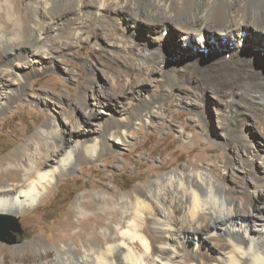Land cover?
<instances>
[{
	"label": "bare ground",
	"instance_id": "6f19581e",
	"mask_svg": "<svg viewBox=\"0 0 264 264\" xmlns=\"http://www.w3.org/2000/svg\"><path fill=\"white\" fill-rule=\"evenodd\" d=\"M1 10L10 28L0 25V114L23 93L30 75L76 42L99 45L121 69L106 71L103 100L93 93L100 110L87 103L88 89H81L63 124L47 120L36 144L20 146L15 168L0 171V178L6 176L0 181V213L31 207L82 161L128 144L132 126L149 121L145 109L167 98L194 110L192 124L207 137L208 125L213 130V118L218 120L227 154L222 170L240 171V195L211 165L197 162L149 175L125 193L102 183L75 200L77 220L70 212L60 223L66 234L77 228L70 237H81L80 244L63 243L50 260H43L44 250L33 264H264V144L253 145L254 132L246 128L251 117L264 142V0H0ZM171 29L174 39L178 35L192 48L177 62L168 56V45H175ZM22 47L26 57L16 58ZM95 78L90 69V90ZM146 83L151 87L144 89ZM181 87L187 89L185 101L173 97ZM112 98L125 100L118 105ZM157 111L164 125L166 114ZM93 222L102 228L100 240L86 230ZM31 257L14 254L0 264H30Z\"/></svg>",
	"mask_w": 264,
	"mask_h": 264
},
{
	"label": "rangeland",
	"instance_id": "374dc122",
	"mask_svg": "<svg viewBox=\"0 0 264 264\" xmlns=\"http://www.w3.org/2000/svg\"><path fill=\"white\" fill-rule=\"evenodd\" d=\"M13 1L17 2V0ZM8 23L9 20L5 18L1 10L0 25L4 26L5 24V28L9 29L10 24ZM172 30H169V38L174 41L173 44L175 45H170L169 43L172 41L168 40V47L170 46L168 56L169 60L177 62L179 58L183 60L192 48L186 45L184 40L181 41L180 36L177 35L179 40L174 39L176 36L173 35L175 33ZM25 31L26 37H29L28 28ZM144 33L142 32V35ZM164 33L167 34V32ZM145 36L147 35L145 34ZM102 40L103 38H100V42ZM220 42H223V40H220ZM102 43H104V40ZM198 43H201V39L200 41L198 39ZM176 44H179L180 47ZM171 46H175L177 51L174 47L172 49ZM183 46L186 48L188 46V51L185 52L186 48H182ZM24 51L23 47L19 49L16 58H25ZM171 51L173 55L170 57ZM174 51L177 53H174ZM180 51L182 52L180 53L181 57ZM183 54H185L184 57ZM51 63H48L46 68L39 73L30 75L23 93L16 96L4 112L0 114V171L15 168V164L22 158L17 154L20 146L24 142L36 144L37 139H39L37 137L39 128L44 122L55 120L60 124L64 123V116L68 115L71 110L68 105L75 104L78 101L77 98L81 89H88L87 103L95 110H100L101 103H94V94L99 93L96 97L103 100L101 91L105 90L104 88L108 85L106 71L118 73L121 69L116 58L92 41L76 42L66 54L55 57ZM90 69H93L96 75L93 81V86H95L93 90L87 88ZM153 77L154 74L152 73L148 81L152 82ZM150 87L149 83L144 84V89ZM91 94H93V97H90ZM173 97L185 101L188 98L187 89L184 87L175 88ZM123 100L125 99L112 98L110 102L120 101L118 105H121ZM162 102L157 104L158 107L153 106L154 104L151 103L145 109V111H148L149 121L147 123L137 121L132 126L128 131L131 139L128 144L119 143L118 146L106 150L95 159L82 161L72 172L65 173L52 183L48 187V191H45L39 201L31 207L15 210L8 214L0 213L14 217L21 229V233L10 229L5 236L7 240H0V259H7L8 257L7 260L9 261V256L11 258L14 254L29 253L32 255L30 264L39 263L37 257L44 250L48 252V255L47 257L43 256V260H50L55 258L54 249L63 243L72 242L79 245L81 237L75 238L76 240L70 237L77 228L72 227L69 233L66 234L59 230L60 223L75 209V200L84 198V195H88L92 191H97L102 183L116 186L119 193H125L131 191L138 183L146 182L149 175L159 176L176 167L197 162L198 164L211 165L218 178L221 175L225 176L231 185H237L235 191L240 195L242 193L240 171L233 169L223 171L221 167V163L227 155L223 143L220 142L223 140L221 123L213 118L215 120L213 128L218 131L216 134L215 130H212L211 126L208 125L207 130L210 131H207V137V134L199 129L197 130L192 124V121L197 117L194 110L190 111L182 106H177L173 98H167ZM210 105L213 107V98ZM158 108L166 114L165 126L157 120L159 118ZM210 110L214 117L213 109ZM78 113H80V110H78ZM74 115H77V113L75 112ZM250 120H252L251 117ZM250 120V124L247 123L246 128L252 132L251 134L254 132L256 138L250 134L253 138V145L256 142V145L261 148L264 142H262L261 136L258 138L257 135L259 134ZM183 126H186L185 129H183ZM194 133L196 138L193 141ZM255 133L257 134L255 135ZM217 140H219L218 144H216ZM193 144H195L194 147H192ZM1 178L0 181H3L6 176ZM239 189H241V192ZM97 206H95L96 211L101 209L99 208L100 205ZM78 217L79 215L73 214L71 218L75 221ZM105 222L106 219L102 221V223ZM98 226V222H93L91 227L86 230L89 231L88 233H93L97 240H100L102 228Z\"/></svg>",
	"mask_w": 264,
	"mask_h": 264
},
{
	"label": "water",
	"instance_id": "95a60500",
	"mask_svg": "<svg viewBox=\"0 0 264 264\" xmlns=\"http://www.w3.org/2000/svg\"><path fill=\"white\" fill-rule=\"evenodd\" d=\"M10 229L21 233L20 226L14 217L0 214V240H7L5 236Z\"/></svg>",
	"mask_w": 264,
	"mask_h": 264
}]
</instances>
